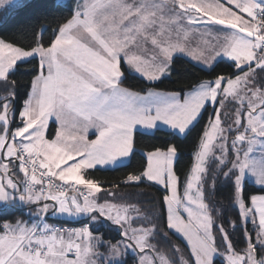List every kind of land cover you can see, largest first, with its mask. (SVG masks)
I'll return each mask as SVG.
<instances>
[{
    "label": "snow or ice",
    "instance_id": "6c2138e0",
    "mask_svg": "<svg viewBox=\"0 0 264 264\" xmlns=\"http://www.w3.org/2000/svg\"><path fill=\"white\" fill-rule=\"evenodd\" d=\"M21 9L55 27L0 38V264H264V0H0V19ZM181 57L210 78L171 93L125 86L170 79ZM27 65L20 93L9 78ZM197 126L182 175L166 143L110 188L92 176L134 155L138 134ZM145 181L161 187L167 231L118 192ZM220 184L234 219L210 198Z\"/></svg>",
    "mask_w": 264,
    "mask_h": 264
},
{
    "label": "trees",
    "instance_id": "16d2710c",
    "mask_svg": "<svg viewBox=\"0 0 264 264\" xmlns=\"http://www.w3.org/2000/svg\"><path fill=\"white\" fill-rule=\"evenodd\" d=\"M54 27L55 24L49 27V21L47 20H37L31 10L21 9L10 14L6 19H0V37L6 40H17L21 42V44H25L31 40L33 29L38 31L41 28H46L45 38H47L51 33V28ZM25 67H31V65L22 66L21 72L9 78L10 80L16 81L20 93L26 91L24 85L31 79V75L24 74ZM174 68L175 71L171 74V78L163 79L162 83H156L154 85L147 84L138 76L129 75V78L125 81V86L132 87L133 90L137 91L146 87H154L165 91H180L181 89L187 90L201 80L210 78L205 72L200 70V67L196 66L193 62L189 63V59L184 57H181L175 62ZM223 68H225V65L220 64L217 68V72H220ZM0 88H2V84H0ZM21 99H23V97H21ZM206 118L207 113L205 114V119ZM199 130L200 126H197L187 138L176 137L175 139H173L166 130L156 131L154 135L138 134L135 139V154L132 155L127 162L111 168H97L92 172V176L105 182L103 187H111L114 184H118L125 179L128 173H138L142 170L146 163V157L143 151L152 150L153 147H163L166 143L179 145L180 158L176 163V168L178 170V175H182L192 162L191 154ZM118 192L126 198L127 202H136L141 208L145 206V209H149L152 220L159 225L162 231H167L166 220L161 222L159 219L161 216V197L163 195L160 188L145 181L144 183L133 184L131 186L121 184ZM229 195V189L223 184H220L217 186L216 190L210 194V198L216 202L217 208H221V211L226 209L225 215L234 219L236 213L229 204ZM16 215L19 216L21 214L17 213ZM26 217L27 216H24L23 218ZM107 237L111 239V236ZM169 239L180 249L179 252L188 258V250L185 249L181 240L178 239L177 236L171 234H169ZM154 243L161 249H169V244L159 236L154 239ZM243 246L242 244L240 245V247ZM177 259H179L178 256ZM131 261V258H129L128 264H130Z\"/></svg>",
    "mask_w": 264,
    "mask_h": 264
},
{
    "label": "rangeland",
    "instance_id": "374dc122",
    "mask_svg": "<svg viewBox=\"0 0 264 264\" xmlns=\"http://www.w3.org/2000/svg\"><path fill=\"white\" fill-rule=\"evenodd\" d=\"M0 38H1V37H0ZM200 42H201V38H200L199 36L194 37L193 40H192V42H191V44L189 45V47H191L192 49L195 50V49L197 48V45H198ZM187 59H188V58H187ZM193 63H195V62L193 61ZM155 89H156L157 91L168 92V93H171V92H179V91H165V90H161V89H157V88H155ZM186 91H187V90H186ZM210 112H211V108H210ZM91 139H92V138H91ZM148 151H150V150L143 151L145 157H146V153H147ZM257 158H259V157H257ZM128 160H129V159L125 160L123 163L127 162ZM111 167H112V166H98L97 168H102V169H103V168H111ZM146 182H147V181H146ZM149 183H151V182H149ZM159 187H160V186H159ZM105 188H110V187H105ZM160 188H161V187H160ZM131 203L134 204V205H136L137 207H139V208L141 209V213H142V215L148 217L149 219H152V215L149 214V209H145V206L141 208V206H140L139 204H137L136 202H131ZM27 219H28V218H27ZM27 219H26V220H27ZM64 219H66V218H63V219H54V218L49 217V219H48V223H50V224H59L60 226H64V225H65L66 227H79V226H80L79 224H77V223H72V222L64 223V222H63ZM104 238H105V240H110V238L107 237V236H105ZM113 243H115V241H113ZM152 243L155 244V243H154V240L152 241ZM100 251L103 252L104 249L101 248ZM177 256H178L179 258H180L181 256H183L185 259H187V258L185 257V255L182 254V253H180V252L177 253ZM131 260H132V259H131ZM130 264H133V260L131 261ZM217 264H220L219 259L217 260Z\"/></svg>",
    "mask_w": 264,
    "mask_h": 264
},
{
    "label": "crops",
    "instance_id": "0c3cea01",
    "mask_svg": "<svg viewBox=\"0 0 264 264\" xmlns=\"http://www.w3.org/2000/svg\"><path fill=\"white\" fill-rule=\"evenodd\" d=\"M187 90H188V89H187ZM185 91H186V90H185ZM89 138H90V139H91V138H94V136H91V135H90ZM148 183H149V182H148ZM156 187L160 188L159 186H156ZM160 189H161V188H160ZM27 218H28V217H26V218H24V219L26 220Z\"/></svg>",
    "mask_w": 264,
    "mask_h": 264
},
{
    "label": "built area",
    "instance_id": "2783aa9c",
    "mask_svg": "<svg viewBox=\"0 0 264 264\" xmlns=\"http://www.w3.org/2000/svg\"><path fill=\"white\" fill-rule=\"evenodd\" d=\"M57 226H60V225H58V224H56Z\"/></svg>",
    "mask_w": 264,
    "mask_h": 264
}]
</instances>
